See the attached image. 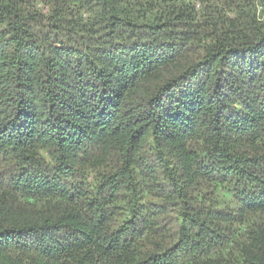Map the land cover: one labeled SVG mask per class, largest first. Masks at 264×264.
I'll use <instances>...</instances> for the list:
<instances>
[{
  "label": "trees",
  "instance_id": "16d2710c",
  "mask_svg": "<svg viewBox=\"0 0 264 264\" xmlns=\"http://www.w3.org/2000/svg\"><path fill=\"white\" fill-rule=\"evenodd\" d=\"M0 264H264V0H0Z\"/></svg>",
  "mask_w": 264,
  "mask_h": 264
},
{
  "label": "rangeland",
  "instance_id": "374dc122",
  "mask_svg": "<svg viewBox=\"0 0 264 264\" xmlns=\"http://www.w3.org/2000/svg\"><path fill=\"white\" fill-rule=\"evenodd\" d=\"M194 145H196V144H193L192 147H194ZM105 155H107V154H105ZM115 155H114V157H112L113 156V153L110 154L109 156L107 155L106 158H104V161H102L103 156H102V153H100L99 155H97L96 158L91 159L90 161L88 160L89 162H92L93 161L92 163H94V166H96L95 169L92 168V167H90L92 165V163L90 165H86L85 166V168H87L88 171L90 169V172H92V173L89 174L88 181L91 180L92 174L97 173L96 170L102 169V166L108 168V166H111L112 163H114L115 164L114 165V168L115 167L116 168H120L122 165L121 166L119 165L120 162L118 161V159H116ZM109 160H112V161L111 162H108L107 164H104V163H106ZM101 163H102V165H101ZM122 179L125 181V185L124 186H127L128 179L126 177H123ZM141 182H142V176H140L137 179L138 185H136V187H135L137 194H139L141 192L140 190L144 187V185H142ZM198 183L199 184H203V186L208 189V186H209L208 184L209 183H206V182L203 183L200 180L198 181ZM148 184H150L149 181H148ZM155 192H156V190L155 191H152V188H151L150 194L147 195V197H145V199H141V200L142 201L149 200L151 203L161 202V204H163L162 203L163 202V199H160L158 197H155V196H157L156 195L157 193H155ZM123 194H124V196H126L128 193L126 191V192H123ZM149 208L150 209L152 208V205L151 204L149 205ZM173 208H175V206L165 203V205L162 207V210H160L159 208L157 209V212H163V213H160L156 217V222H157V225L158 226H163L164 224H166V222H158V221L161 219V217H165V215L172 216L174 214V212H173L174 209Z\"/></svg>",
  "mask_w": 264,
  "mask_h": 264
}]
</instances>
